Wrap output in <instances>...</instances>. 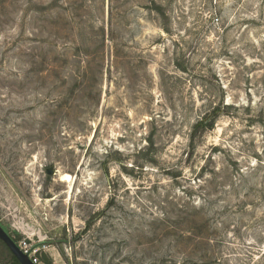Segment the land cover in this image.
I'll return each instance as SVG.
<instances>
[{"label":"rangeland","instance_id":"obj_1","mask_svg":"<svg viewBox=\"0 0 264 264\" xmlns=\"http://www.w3.org/2000/svg\"><path fill=\"white\" fill-rule=\"evenodd\" d=\"M0 225L39 264H264V0H0Z\"/></svg>","mask_w":264,"mask_h":264},{"label":"water","instance_id":"obj_2","mask_svg":"<svg viewBox=\"0 0 264 264\" xmlns=\"http://www.w3.org/2000/svg\"><path fill=\"white\" fill-rule=\"evenodd\" d=\"M50 174L53 172L49 171ZM0 242H2L10 253L20 262V264H35L28 254H25L9 235V233L0 225Z\"/></svg>","mask_w":264,"mask_h":264},{"label":"trees","instance_id":"obj_3","mask_svg":"<svg viewBox=\"0 0 264 264\" xmlns=\"http://www.w3.org/2000/svg\"><path fill=\"white\" fill-rule=\"evenodd\" d=\"M197 125H198V127L202 126L205 128H208L211 126L210 122H207L205 120H202ZM14 241L17 243V245H19V242L17 241V239L14 238ZM0 248H2L4 251H8L10 253L8 248L2 242H0ZM10 257H11V260L13 261V264H20V262L11 253H10Z\"/></svg>","mask_w":264,"mask_h":264},{"label":"built area","instance_id":"obj_4","mask_svg":"<svg viewBox=\"0 0 264 264\" xmlns=\"http://www.w3.org/2000/svg\"><path fill=\"white\" fill-rule=\"evenodd\" d=\"M18 246L25 254L29 255V257L35 264H39V261L36 258V256H33V253L37 254V251H33L32 246H29L27 242H24L23 244H19Z\"/></svg>","mask_w":264,"mask_h":264},{"label":"bare ground","instance_id":"obj_5","mask_svg":"<svg viewBox=\"0 0 264 264\" xmlns=\"http://www.w3.org/2000/svg\"><path fill=\"white\" fill-rule=\"evenodd\" d=\"M69 179V176L66 175V176H63V180H68Z\"/></svg>","mask_w":264,"mask_h":264}]
</instances>
